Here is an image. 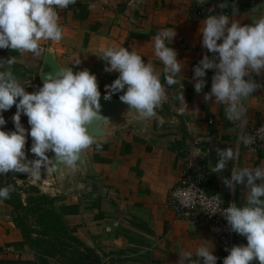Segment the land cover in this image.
I'll return each instance as SVG.
<instances>
[{"label": "crops", "instance_id": "1", "mask_svg": "<svg viewBox=\"0 0 264 264\" xmlns=\"http://www.w3.org/2000/svg\"><path fill=\"white\" fill-rule=\"evenodd\" d=\"M134 1L77 0L67 9H58L59 23L65 34L75 36L77 49L74 48L73 57L66 58L62 54L66 52L65 45L60 41H41L42 46L47 45L66 69L70 68V61L76 63L74 60H79L82 66L86 54L100 57L109 47H125L136 51L145 63H151L167 87L164 66L154 54V37L162 29H174L176 36L168 46L177 52V59L185 66L181 84L167 90L169 98L155 118L144 121L142 127L116 128L109 141L100 143V147L94 144L86 151L97 178L94 190H79L66 196L72 188L69 180L66 183L69 185L59 187L50 173L33 178L40 183L43 194L56 198V209L68 232L85 246L106 253L115 264H179V253L183 251L193 253L191 261L184 264H198L195 251L201 240L214 245L217 264H223L228 253L209 229L177 219L167 206V196L185 175L187 166H202L207 173L208 193L238 207L245 204L244 186L236 185L233 192L223 183L224 178H231L237 162L229 161L220 174L211 171L218 162L216 149L235 148L239 128L226 119L222 105H214V98L204 100L211 90L214 71L206 72V85L198 94L193 69L204 55L209 58L213 55L202 47L199 29L204 19L227 14L230 21L251 25L264 16V0H240L233 8L236 14L232 9L228 13L207 12L199 18H195L188 0ZM11 57L16 62L10 70L28 92L38 68L36 56L0 49V60ZM252 78L264 86V73L253 74ZM182 91L187 108L178 99ZM252 96L246 102L247 126L264 120V87ZM6 124L15 130L8 113ZM193 148H200L202 156L192 158ZM239 154L240 167L264 166V151L242 149ZM235 237L237 241L243 238L236 233ZM0 264H38L12 222L11 208L1 200Z\"/></svg>", "mask_w": 264, "mask_h": 264}, {"label": "clouds", "instance_id": "2", "mask_svg": "<svg viewBox=\"0 0 264 264\" xmlns=\"http://www.w3.org/2000/svg\"><path fill=\"white\" fill-rule=\"evenodd\" d=\"M76 3L77 0H0V49L15 51L21 56L27 53L39 56L43 51L41 41L59 42L64 38L58 9H67ZM206 3L207 0H197L199 5ZM227 6L221 5L222 8ZM233 11L236 14L237 10ZM199 31L202 47L213 55L211 58L204 55L193 69L195 92H202L206 72L213 70L211 90L204 95V100L214 98V105L224 107L226 119L239 128L237 145L254 151L251 145L264 129L257 130L256 135L245 131L248 125L246 102L264 87L252 78L253 74L264 73V16L251 25L242 26L235 20L230 21L227 14L209 15ZM175 36L174 29H162L154 37V54L164 66L167 87L154 66L145 63L136 51L125 47L105 49L100 58L106 62L104 71L119 75L111 85L105 86L104 100L123 92L119 99L129 106L130 114L140 121L155 118L157 110L169 98L167 90L181 84L183 77L185 66L177 59V52L168 46ZM15 62V57L0 60V69H4L0 70V128L6 125L3 113L13 106L16 108L12 117L15 131L0 130V175L15 172L37 177L42 167L53 162L46 155L49 151L55 153L59 163L74 167L94 144L100 147L90 133L92 125L101 121V125L109 123L101 115L97 77L87 69L77 72L72 68L61 69L54 76H47L38 91L29 93L10 70ZM181 86L183 88V83ZM178 99L187 108L183 91ZM22 115L28 118L30 132L21 123ZM29 135L32 138L30 151L38 158L35 160H28L26 155ZM191 151L192 158L202 156L200 148ZM216 153L218 162L211 171L220 174L229 161L237 162L231 178H224L223 183L233 192L236 185L247 189L243 207L231 203L226 209L221 208L219 195L199 201L202 207L211 209V215L223 216L231 231L247 240L246 246H233L223 264H252L253 261L264 264V166H238V147L216 149ZM10 191V186L0 188V199L10 198ZM196 193V189H178L174 195L181 197L185 205H191L199 196ZM201 241L195 251L198 264H217L214 245ZM179 256V264H184L186 260L191 261L193 253L183 251Z\"/></svg>", "mask_w": 264, "mask_h": 264}, {"label": "trees", "instance_id": "3", "mask_svg": "<svg viewBox=\"0 0 264 264\" xmlns=\"http://www.w3.org/2000/svg\"><path fill=\"white\" fill-rule=\"evenodd\" d=\"M0 130L13 131L8 124ZM9 186L10 198L0 200L11 208L12 222L38 264H115L106 253L85 246L68 232L56 198L43 194L39 184L15 172L0 175V188Z\"/></svg>", "mask_w": 264, "mask_h": 264}, {"label": "water", "instance_id": "4", "mask_svg": "<svg viewBox=\"0 0 264 264\" xmlns=\"http://www.w3.org/2000/svg\"><path fill=\"white\" fill-rule=\"evenodd\" d=\"M61 69L66 68L59 64L55 53L50 48H47L44 52L38 72L40 87L43 86V82L47 76H54ZM103 97L104 95L101 94V115L107 118L109 123L101 125L102 121L96 122L90 128V133L96 137L97 144L109 141L112 131L116 129L117 126L123 124L125 117L133 119L135 121V126H143L144 121H140L136 116L130 114L129 106L121 102L119 98H111V100L106 101ZM46 155L53 161L50 163V166L58 186L61 187L66 180H69L72 185V188L68 191L66 196L77 194L79 190H94L97 187V178L92 170L86 152L82 154L80 160L77 161L72 168L56 161L54 152L49 151ZM240 245H247L245 237L237 241V246ZM252 264H259V262L253 261Z\"/></svg>", "mask_w": 264, "mask_h": 264}, {"label": "built area", "instance_id": "5", "mask_svg": "<svg viewBox=\"0 0 264 264\" xmlns=\"http://www.w3.org/2000/svg\"><path fill=\"white\" fill-rule=\"evenodd\" d=\"M130 3H135L134 0H130ZM178 115L181 111L177 112ZM211 123V122H210ZM264 129V120L247 126L245 131L248 134L256 135L257 130ZM239 135V129L237 137ZM237 137L235 148H239V153L242 149H249L243 145H237ZM254 151H264V132H260L255 143L251 145ZM207 180V173L202 166H187L185 175L178 181V183L171 189L167 196V206L174 213L175 217L181 221L189 223L191 226L204 225L209 229L214 239L227 251L233 246H237V238L235 233L231 231L230 226L227 224L226 219L219 213L211 215V209H205L200 204V200L205 197L216 196L217 194L208 193L205 190V183ZM195 186V187H194ZM192 189L197 190L198 197L195 198V202L191 205H185L181 202L182 198L174 195L178 189ZM221 199V198H220ZM221 208H227L232 202L222 200Z\"/></svg>", "mask_w": 264, "mask_h": 264}, {"label": "rangeland", "instance_id": "6", "mask_svg": "<svg viewBox=\"0 0 264 264\" xmlns=\"http://www.w3.org/2000/svg\"><path fill=\"white\" fill-rule=\"evenodd\" d=\"M188 1L190 2V7H191L193 14L195 15V18L196 17L199 18L207 12L216 13V14L222 13V12L228 13V12H230V10H232L235 7L234 5L237 4L240 0H207V3L204 5L197 4V0H188ZM223 4H227L228 6L226 8H222L221 5H223ZM75 40H76V38L73 34H65L64 33V38L60 41V44H62V46L65 45L66 52H63L62 54L66 58L73 57L72 54H73V52H75L74 50L77 49L76 48L77 46L75 45ZM45 42H47V41H45ZM41 46H42V43H41ZM46 47H47V45L42 46V48H46ZM45 50L43 49L41 54L39 56H36V63L38 64V68L36 70L34 82L30 85L31 88L28 89L29 93L38 91V89L40 88L38 72H39L40 65L42 63V59H43ZM59 58H61V57H59ZM100 58H102V56L95 57L93 55L91 56L90 54H86V56H83L82 61L84 62V64L82 66L80 63H79V65H77L79 60H74V61H76L75 64H73V62L70 61L69 66H70V68L73 69L74 72L87 69L91 74H94L97 77L99 90H100L101 94L106 95L107 91H106L105 86L111 85L114 82V80L118 78L119 74L115 73V72H113V73L105 72L104 68H105L106 62ZM72 61H73V59H72ZM120 95H123V92L113 94L112 98H119ZM6 112L8 113L9 118L12 119V117L14 116V114L16 112L15 106H13L10 110H8ZM6 112L3 113V117L5 120H6V115H7ZM134 122L135 121L133 119H131L129 117H125L123 124L117 126L116 128L117 129H121L122 127L128 128L127 126L128 125H134ZM21 123L24 126V128L28 132H30V125L28 124V118L26 116H24V115L21 116ZM13 131H15V130H13ZM31 146H32V138L29 135L27 137V144H26L27 159L28 160L38 159L37 157H35L31 153V151H30ZM49 173L53 175V171H52V168L50 166V163L47 164L45 167L41 168L40 175L37 176V178H43ZM20 175L25 176L27 180L32 182V184H39V188H40V183L38 181L34 180L33 176L27 175V174H20ZM64 182L65 183H63V184H66L68 181L66 180ZM63 184L61 187H63ZM66 185H69V184H66ZM50 263L54 264L53 262H50Z\"/></svg>", "mask_w": 264, "mask_h": 264}]
</instances>
